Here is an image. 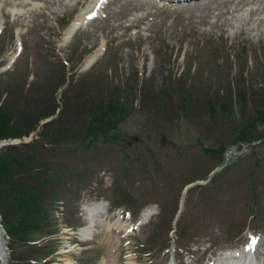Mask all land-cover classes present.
I'll return each mask as SVG.
<instances>
[{
    "label": "rangeland",
    "instance_id": "374dc122",
    "mask_svg": "<svg viewBox=\"0 0 264 264\" xmlns=\"http://www.w3.org/2000/svg\"><path fill=\"white\" fill-rule=\"evenodd\" d=\"M3 1L0 0V5ZM18 1L8 0L0 10V27L3 28L0 36V104L15 99L27 100L25 103L28 105L32 98H38L44 105L45 100L39 95L53 97V111L60 109L61 113L64 112L58 119L61 115L70 117L73 130L65 128V131L69 132L68 136L77 137L71 156L77 153L84 159L92 155L94 160L90 161L84 175H77L81 180L88 178L87 191L70 199L101 200L103 203L94 208L96 219L104 212L107 216L102 224L93 222L91 242H75L68 234L82 221L75 213L74 200H69L67 205H64L67 199L59 201L61 203L55 207L62 206L64 212L51 210L50 214H54L51 217L55 223L53 227L59 224L62 229L52 234L43 248L25 247L20 250L22 256L38 260L51 250L55 251L54 258H61L64 254L57 253L64 246H70L73 248L68 255L71 263L82 259L83 264H97L95 262L102 259L106 264H125L126 259L134 261L136 256H127V252H123V244L119 248L113 244L116 232H111V238L105 228L110 220L120 221L113 213L116 209H131L137 215L149 206L157 215L136 233L134 241L144 244L140 247L147 253L136 258L135 262L161 264L162 249L153 247V244L168 240L182 189L191 177L203 178L217 165L219 155L210 157L204 148L220 141L227 142L234 134L230 122L233 116L212 124L199 107L206 99L225 98L229 85L235 93L240 76L251 85L255 84L257 77L264 78V2L262 5L260 2L249 5L251 0H242L249 6H238L236 11L228 14L223 13L229 4L218 3L228 0H217L214 4L210 1L203 9L191 12L167 11L155 16L153 22L157 23L147 24L145 27H150L148 32L136 37L124 33L120 36V30L116 28L117 22L122 26L128 24L124 19L131 18L127 12L132 8L113 4L107 8L106 14L110 16L120 10L117 16L92 22L66 42L64 31L81 8L76 6L79 0H31L26 6L14 7L12 4ZM134 11L139 16L144 14L142 10ZM188 13L192 20L186 18ZM17 36L23 44V52L16 64L6 71L3 66L14 53ZM123 36L130 39L123 40L120 38ZM102 39L104 41L100 42ZM106 42L105 52L98 54V46ZM241 51L246 54L245 58L237 60L236 55ZM183 53H186L184 61L179 58ZM91 55L99 58L86 71L83 64ZM103 78L104 84L99 89ZM21 84L28 87L25 98V92L20 94ZM135 84L138 91L130 94L133 105L129 113H123L106 125L102 120H95L96 115H101V102L107 91L114 85L123 90L132 89ZM90 85L94 86L91 94L95 99L94 108L88 105L76 112L70 109L72 103L79 102L76 91ZM177 86L186 91L185 112L177 109L180 106ZM163 88L166 89L164 94L160 93ZM85 94L86 90L82 92L83 98ZM5 97L8 98L5 100ZM49 106L48 103L43 109L27 111L34 117L26 115V124L30 126ZM176 110L178 116L175 115ZM116 130V142L104 140ZM80 144L86 146L79 148ZM237 150L231 169L213 186H206L205 190L195 193L193 189L186 196L184 212L178 221L180 228L177 226L175 230L176 237H182L189 229L195 232L198 224L215 226V230L208 231H217L221 239L227 234L224 232L229 230L235 236L249 223L250 226L264 227V167L258 171L252 169L255 157L248 154L247 145L242 144ZM255 155L264 157V147L256 149ZM77 177L71 174L66 178L73 182ZM257 182L263 183L259 185L258 209L252 211L250 187ZM106 212H111L112 216ZM1 236L4 242L9 243L4 231ZM33 236L35 239L44 237L37 231ZM136 245L140 244L136 242ZM78 246L91 250L82 252ZM196 246H201L196 257L211 248L202 240ZM5 252L9 259L8 248ZM16 256L21 255L17 253ZM167 257L172 259L170 254Z\"/></svg>",
    "mask_w": 264,
    "mask_h": 264
},
{
    "label": "trees",
    "instance_id": "16d2710c",
    "mask_svg": "<svg viewBox=\"0 0 264 264\" xmlns=\"http://www.w3.org/2000/svg\"><path fill=\"white\" fill-rule=\"evenodd\" d=\"M240 83L243 86L245 84L244 81H240ZM247 92L251 97L250 103L254 106L251 110L252 116L244 122L246 126L244 125V127L240 128L242 136L249 133L251 135L258 134L252 131H255L257 124H264V102L260 99H255L256 94L253 89L250 88ZM246 98V89L243 88L238 100V110L242 113L247 111ZM8 104L7 106L6 103L0 109V140L21 139L29 136L32 128H35L39 122L38 119H35L28 126L25 122V116L34 117L28 114L27 111L30 110V112H33L32 110L37 111L38 109L27 106L23 101H16L15 99L8 101ZM123 110L122 105L110 99L106 108L100 110L101 115L99 117L110 114V119H112L114 115H119ZM221 111L223 114L231 113V111L224 108ZM41 117H45V114H42ZM251 125V130H248ZM68 135L69 132H66L65 128L61 126V123L55 120L42 127L37 141H34L30 148L9 149L1 156L0 194L3 193L7 198H11L13 204L18 209L27 213V217H30L28 212H39L40 210L36 192L42 190L41 181L44 185L51 186L52 181L58 177L57 168L55 167L57 157L48 156L50 153H47L46 150L51 148L52 150L56 149L55 151H59L63 144L75 140V135ZM32 146L34 148H31ZM26 150L27 153H24ZM22 154H25V156H22ZM45 175L50 177L45 178ZM16 202H20V204Z\"/></svg>",
    "mask_w": 264,
    "mask_h": 264
},
{
    "label": "bare ground",
    "instance_id": "6f19581e",
    "mask_svg": "<svg viewBox=\"0 0 264 264\" xmlns=\"http://www.w3.org/2000/svg\"><path fill=\"white\" fill-rule=\"evenodd\" d=\"M13 13V12H12ZM77 28L76 27H74V26H70L67 30H66V33L68 34V35H70V34H72L75 30H76ZM94 58H95V56L93 57V58H88V59H86V61H85V63L83 64L84 65V67H88V65L89 64H91L92 63V61L94 60ZM90 227H91V225L90 224H86V226L84 227V228H80V229H78V231H77V233L76 234H74V235H76L77 236V239L78 240H80L81 242H84V241H88V240H90L89 239V233H90ZM113 227V226H112ZM120 226H118V228H119ZM109 229V228H108ZM67 248V249H66ZM65 249L66 250H62V251H60L59 252V254H71V252H72V250H73V248H68V247H65ZM73 255V254H72ZM65 261H67V264H71L70 263V259H69V257H67L66 259H65ZM130 264V263H129Z\"/></svg>",
    "mask_w": 264,
    "mask_h": 264
},
{
    "label": "snow or ice",
    "instance_id": "6c2138e0",
    "mask_svg": "<svg viewBox=\"0 0 264 264\" xmlns=\"http://www.w3.org/2000/svg\"><path fill=\"white\" fill-rule=\"evenodd\" d=\"M255 242H256L255 239H252L251 244L254 245Z\"/></svg>",
    "mask_w": 264,
    "mask_h": 264
}]
</instances>
